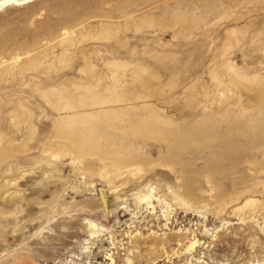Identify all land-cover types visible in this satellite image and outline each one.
<instances>
[{
    "label": "rangeland",
    "instance_id": "rangeland-1",
    "mask_svg": "<svg viewBox=\"0 0 264 264\" xmlns=\"http://www.w3.org/2000/svg\"><path fill=\"white\" fill-rule=\"evenodd\" d=\"M16 2L0 264H264V0Z\"/></svg>",
    "mask_w": 264,
    "mask_h": 264
},
{
    "label": "bare ground",
    "instance_id": "bare-ground-1",
    "mask_svg": "<svg viewBox=\"0 0 264 264\" xmlns=\"http://www.w3.org/2000/svg\"><path fill=\"white\" fill-rule=\"evenodd\" d=\"M26 1H28V0H18L17 2L14 0V2H16V3H24V2H26ZM228 123V122H227ZM140 125V124H139ZM221 125V123H219V121H216V120H212V121H209L208 123H205V124H198V127H202V126H204L205 127V130H212L213 129V131L215 130V129H217V127H219ZM142 126V125H141ZM165 127H167V125H164ZM163 126V127H164ZM203 128V127H202ZM227 128H228V131H230L232 128H233V124L231 123V124H229L228 126H227ZM204 130V131H205ZM186 131V130H185ZM178 133V132H177ZM187 133H189V134H192V133H190V132H187ZM168 135V134H167ZM166 135V136H167ZM176 135V134H175ZM184 134L182 133V135L181 136H183ZM226 136H228L227 134H225V135H223V137H226ZM177 137V136H176ZM179 137V136H178ZM182 138V137H181Z\"/></svg>",
    "mask_w": 264,
    "mask_h": 264
}]
</instances>
